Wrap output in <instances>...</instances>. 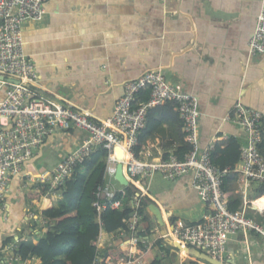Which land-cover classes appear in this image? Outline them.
<instances>
[{
  "label": "crops",
  "instance_id": "crops-1",
  "mask_svg": "<svg viewBox=\"0 0 264 264\" xmlns=\"http://www.w3.org/2000/svg\"><path fill=\"white\" fill-rule=\"evenodd\" d=\"M262 1L49 0L42 21L23 25L24 50L37 67L44 93L91 111L98 120L113 115L128 81L161 69L181 91L198 98L202 151L212 145L226 149L230 141L241 148L248 136L232 120L235 106L241 103L264 115V53L249 52ZM184 135L177 108L166 106L147 119L135 152L146 159L166 158L185 144ZM86 137L77 128L56 131L23 173L13 178L7 208L0 214V248L17 239L37 245L46 236L49 227L42 217L43 205L49 208L52 202L50 208L59 207L63 196L44 188L38 176L59 166ZM235 155L234 149L228 158ZM162 178L167 182L160 180L154 193L149 183L147 197L161 209L165 226L152 227V218L157 219L147 207L149 221L143 226L150 229L146 237L151 245H141L144 251L133 264H151L156 257L164 264H211L191 253L183 255L184 250L169 238L165 239L168 245L160 238L169 233L172 223L191 225L209 213L194 187L193 173L174 180ZM226 179L228 199L240 200L239 209L245 200L259 198L249 195L256 183L246 189L239 173L229 172ZM118 235L101 232L104 251L107 242ZM121 258L126 256L113 260H126ZM33 259L41 263L39 258ZM223 261L264 264L263 237L254 231L230 236Z\"/></svg>",
  "mask_w": 264,
  "mask_h": 264
},
{
  "label": "built area",
  "instance_id": "built-area-1",
  "mask_svg": "<svg viewBox=\"0 0 264 264\" xmlns=\"http://www.w3.org/2000/svg\"><path fill=\"white\" fill-rule=\"evenodd\" d=\"M48 1L0 0V214L7 208L11 181L23 173L46 139L58 130L77 128L87 134L85 141L68 153L59 166L38 176L43 187L48 191L59 189L74 177L77 168L103 147L108 150V156L104 182L96 193L99 221L107 208L120 210L125 207L126 191L116 188L114 183L118 163L123 164L124 174L138 189L129 201L133 213L125 220L126 231L115 232L119 233L115 241L107 242V250L115 248L127 252L128 257L120 261L109 259L101 247L100 234L94 243L99 252L92 264H133V260L142 255L138 253L144 251L141 245H151L147 235H140L146 231L141 198L148 196L149 189L140 179H149L158 173L169 180L193 173L194 187L209 211L200 222L172 224L168 234L160 235L165 245H168L165 239L169 238L223 261L230 236L240 231H254L264 239L261 217L264 212L253 208L251 200H245L241 209L231 210L223 188L228 169H221L213 162L214 145L203 151L200 149L198 98L181 91L161 69L148 70L128 81L113 115L105 120H98L91 111L61 103L44 93L37 67L25 53L22 28L26 22L43 20ZM249 52L251 55L264 53V0L249 41ZM145 89L150 90L149 99L140 101L139 93ZM169 102L176 105L188 151L183 158L174 152L166 158L138 156L135 146L147 126L148 112ZM233 114L232 120L246 131L248 143L241 147L239 161L232 171L240 174L247 189L251 183H264V156L259 147L264 135V115L241 103L235 106ZM119 149L125 154L123 159L119 158ZM19 246L17 239L1 247L0 264H41L34 257L24 259Z\"/></svg>",
  "mask_w": 264,
  "mask_h": 264
},
{
  "label": "trees",
  "instance_id": "trees-1",
  "mask_svg": "<svg viewBox=\"0 0 264 264\" xmlns=\"http://www.w3.org/2000/svg\"><path fill=\"white\" fill-rule=\"evenodd\" d=\"M140 96H142V99H140ZM149 96L150 90L145 89L139 93V100L146 101L149 99ZM166 106L171 108L176 107L174 103L169 102L162 107L157 106L152 108L148 112L147 119ZM259 147L264 156V135ZM188 148L187 142L185 141V144L176 151L178 157L183 158ZM234 149L236 155L231 159L228 158ZM240 149L236 142L233 141H230L226 149L217 146L212 151L213 162L221 169H228L229 172H232L235 164L239 161ZM135 151H138L137 145L135 146ZM225 154L227 157H225ZM107 156L108 150L99 147L91 158L87 159L83 165L77 168L74 177L57 189L63 196V203L59 207L50 208L52 202L47 198L51 202V206L46 208L43 205L46 210L43 211L42 217L49 227L48 233L37 245L30 246L25 243H20L19 253L24 259L37 257L41 260V264H92L99 252V249L94 243L98 240L102 230L110 233L122 230L126 231L125 220L129 219L133 213V209H131L127 200L129 198L132 199L138 190L133 184L127 186L132 196L128 197L126 192L124 209L115 210L109 207L102 212L99 221L96 193L98 186L104 182ZM226 178L227 175L224 178V189H226L225 187L228 181ZM258 184L254 189L257 198L264 196V183ZM117 198H120V195ZM151 202L147 196L141 198L143 207L148 206ZM240 206V200H229V208L231 210L237 211ZM145 228L146 231L140 235L144 236L150 233V229L146 226ZM186 248L188 247L186 246ZM103 252L105 254L107 253L108 258L112 259H118L121 256L128 257L127 252L116 251L115 248ZM188 253L187 249L183 251V255H187ZM149 257L150 255H147V258ZM151 264L164 263L160 257H156Z\"/></svg>",
  "mask_w": 264,
  "mask_h": 264
},
{
  "label": "water",
  "instance_id": "water-1",
  "mask_svg": "<svg viewBox=\"0 0 264 264\" xmlns=\"http://www.w3.org/2000/svg\"><path fill=\"white\" fill-rule=\"evenodd\" d=\"M115 178L118 182H120L124 186H130L132 184L131 181L124 174V167H123L122 163L117 164ZM148 207H149L150 211L153 213V215L156 217L158 224L160 226L164 227L165 221H164V217H163V213H162L161 209L154 202L149 203ZM168 241L171 244H173L174 246H176L178 249H181L182 244H180L178 241H174L171 239H168ZM188 249H189V253L193 254L194 256H196L200 259L208 261L211 264H231V262H225L222 260H217V259L211 257L210 255H208V254H206V253H204L198 249L190 248V247H188Z\"/></svg>",
  "mask_w": 264,
  "mask_h": 264
},
{
  "label": "rangeland",
  "instance_id": "rangeland-1",
  "mask_svg": "<svg viewBox=\"0 0 264 264\" xmlns=\"http://www.w3.org/2000/svg\"><path fill=\"white\" fill-rule=\"evenodd\" d=\"M53 160H54V157L52 158L51 157V160L50 161H52L53 162ZM83 170V169H82ZM160 180H163V181H165V182H167V180H164L163 178H162V175L161 174H156L153 178H149V179H140V182L144 185V186H148L149 185V183L151 184L150 185V192L151 193H154L155 191H156V186H157V183L160 181ZM115 183H116V186L118 187V188H120V189H123V190H125L126 192H127V194H128V197H130V196H132L131 195V193H130V190L129 189H127V186H124V185H122L120 182H118V181H115ZM259 184L258 183H256L254 186L256 187V186H258ZM55 191H58V190H55ZM249 195H250V197L251 198H254V197H256L257 196V194L253 191V192H250L249 191ZM129 200H131V198H129ZM129 200H127V202H129ZM44 201V200H43ZM129 204V203H128ZM148 206H146L145 207V209H144V211H143V220H144V222H143V224H145L147 221H149L147 218L149 217L148 216V213H146V208H147ZM145 218V219H144ZM145 220H146V222H145ZM152 227L154 228V227H156L157 225H159L158 224V222L154 219V218H152ZM176 254V253H175ZM176 256H178V254H176ZM147 258V257H146Z\"/></svg>",
  "mask_w": 264,
  "mask_h": 264
},
{
  "label": "bare ground",
  "instance_id": "bare-ground-1",
  "mask_svg": "<svg viewBox=\"0 0 264 264\" xmlns=\"http://www.w3.org/2000/svg\"><path fill=\"white\" fill-rule=\"evenodd\" d=\"M118 154H119V158H120V159H123L124 156H125L124 152H123L121 149L118 150ZM140 186H141V185H140ZM141 187H142V186H141ZM254 206H255V208H259L261 211L264 212V196L259 197L257 200H255V201H254ZM179 243L181 244V242H179ZM186 249H187L188 252H189V249H188V248H186ZM180 250H181V251L185 250V246L182 245Z\"/></svg>",
  "mask_w": 264,
  "mask_h": 264
}]
</instances>
